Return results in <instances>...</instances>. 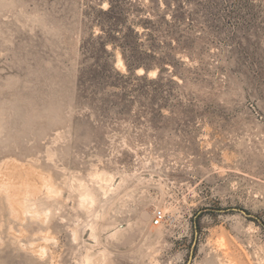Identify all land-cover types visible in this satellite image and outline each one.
Here are the masks:
<instances>
[{
  "label": "rangeland",
  "instance_id": "374dc122",
  "mask_svg": "<svg viewBox=\"0 0 264 264\" xmlns=\"http://www.w3.org/2000/svg\"><path fill=\"white\" fill-rule=\"evenodd\" d=\"M122 1L0 0V264H264V0Z\"/></svg>",
  "mask_w": 264,
  "mask_h": 264
},
{
  "label": "trees",
  "instance_id": "16d2710c",
  "mask_svg": "<svg viewBox=\"0 0 264 264\" xmlns=\"http://www.w3.org/2000/svg\"><path fill=\"white\" fill-rule=\"evenodd\" d=\"M121 2L123 1L121 0ZM177 7L179 8L176 9ZM174 8L176 11H178L180 8H182V6L180 4H176ZM124 13L125 10L120 6V4L114 2V0H110V7L105 11L107 17L99 18L98 20L102 29L108 34V37L105 40H103V37L101 36L98 37V45H93L90 39L84 41L83 49L85 50L86 57L87 54L92 51L95 60L92 66L82 70L81 72L80 87H82V91L84 93H88L90 91V94L94 95L96 94L94 88H96V90H101L104 89L105 86L116 87L118 83H121L120 81L123 78H130L134 76L136 68L140 67V65L129 62L128 57L126 56L125 49H127V46L130 43L129 35L127 32L120 30V27H122ZM150 21L151 20L149 19L148 22ZM108 42H111L116 46L119 45L122 48L126 66L129 71L128 75L122 74L115 68L114 64L110 62V54L107 50ZM93 66L95 67L93 68ZM144 69V75H146L149 72L150 67L145 66ZM160 78L161 77H159L157 80Z\"/></svg>",
  "mask_w": 264,
  "mask_h": 264
},
{
  "label": "built area",
  "instance_id": "2783aa9c",
  "mask_svg": "<svg viewBox=\"0 0 264 264\" xmlns=\"http://www.w3.org/2000/svg\"><path fill=\"white\" fill-rule=\"evenodd\" d=\"M154 224L159 225L162 224L166 219V212L163 208H157L154 213Z\"/></svg>",
  "mask_w": 264,
  "mask_h": 264
},
{
  "label": "bare ground",
  "instance_id": "6f19581e",
  "mask_svg": "<svg viewBox=\"0 0 264 264\" xmlns=\"http://www.w3.org/2000/svg\"><path fill=\"white\" fill-rule=\"evenodd\" d=\"M103 257V256H102ZM98 261V260H97ZM94 262V261H93ZM103 262L101 260H99V262H97L96 264H102Z\"/></svg>",
  "mask_w": 264,
  "mask_h": 264
},
{
  "label": "water",
  "instance_id": "95a60500",
  "mask_svg": "<svg viewBox=\"0 0 264 264\" xmlns=\"http://www.w3.org/2000/svg\"><path fill=\"white\" fill-rule=\"evenodd\" d=\"M243 212H245V211H243Z\"/></svg>",
  "mask_w": 264,
  "mask_h": 264
}]
</instances>
